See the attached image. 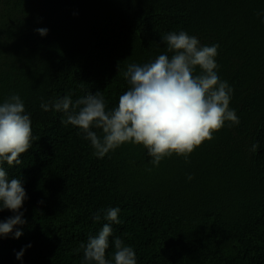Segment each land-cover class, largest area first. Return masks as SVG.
I'll list each match as a JSON object with an SVG mask.
<instances>
[{"label":"trees","instance_id":"obj_1","mask_svg":"<svg viewBox=\"0 0 264 264\" xmlns=\"http://www.w3.org/2000/svg\"><path fill=\"white\" fill-rule=\"evenodd\" d=\"M173 31L219 46L216 71L239 119L188 162L174 154L154 166L132 143L99 158L64 113L41 109L89 92L117 107L128 65L165 53ZM13 94L33 140L20 165L3 167L22 179L27 223L18 239L17 229L0 237V264H84L81 245L115 207L109 258L120 237L137 264H264V0H0V104ZM13 215L0 211V222Z\"/></svg>","mask_w":264,"mask_h":264},{"label":"clouds","instance_id":"obj_2","mask_svg":"<svg viewBox=\"0 0 264 264\" xmlns=\"http://www.w3.org/2000/svg\"><path fill=\"white\" fill-rule=\"evenodd\" d=\"M36 31L43 37L48 30ZM161 39L165 53L143 65H128L124 77L129 88L119 96L117 107L108 110L100 92H89L75 103L69 96L42 102L41 109L64 113L62 122L79 129L99 158L132 143L147 150L154 166L174 154L188 162L190 154L203 142L211 141L213 133L226 122L239 124L235 110L229 108L233 90L217 74L218 45L202 46L197 37L185 31L169 32ZM32 140L30 115L20 96L13 94L0 104V211L14 213L0 222V237L17 229L14 238L18 239L22 235L18 226L27 223L20 211L27 198L22 179H9L3 164L20 165L19 157L32 147ZM256 148L253 145V151ZM101 212L108 223L81 245L84 264H137L133 248L120 237L111 241L113 252L108 257L112 224L120 223V209ZM94 219H101L100 212L94 214ZM23 255L21 250L16 258Z\"/></svg>","mask_w":264,"mask_h":264}]
</instances>
